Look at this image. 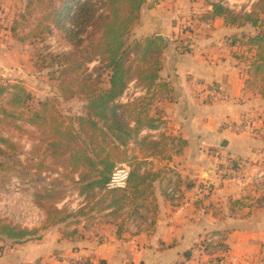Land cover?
Masks as SVG:
<instances>
[{
    "label": "crops",
    "instance_id": "0c3cea01",
    "mask_svg": "<svg viewBox=\"0 0 264 264\" xmlns=\"http://www.w3.org/2000/svg\"><path fill=\"white\" fill-rule=\"evenodd\" d=\"M210 11L204 1L146 0L130 32L131 39L160 36L164 44L159 79L170 97L164 100V119L182 148L173 170L185 180L178 181L185 199L202 183H209L210 191L182 206L166 197L167 181H153L147 193L126 197L113 213L92 210L78 223L43 230L38 229L46 214L34 198L26 205L2 200L0 219L38 232L20 243L0 240V264H175L208 234L219 236L224 251L196 257L194 264H264V188L255 192L250 181H218L214 170L223 159L232 165L241 160L247 172L264 168L262 132L225 128L264 111V91L248 94L252 69L241 65L233 55L236 44L230 45L232 37L253 35L255 28L204 17ZM210 87L227 100L208 103Z\"/></svg>",
    "mask_w": 264,
    "mask_h": 264
},
{
    "label": "trees",
    "instance_id": "16d2710c",
    "mask_svg": "<svg viewBox=\"0 0 264 264\" xmlns=\"http://www.w3.org/2000/svg\"><path fill=\"white\" fill-rule=\"evenodd\" d=\"M146 0H105L107 15H99L93 24V31L99 37L90 43L91 52L83 51L62 54L58 57L63 65L58 70V90L63 99H84V113L65 119L58 114L49 100L40 101L38 108L31 109L25 116L20 113L18 119L30 125L41 135L45 155L50 159V167L63 171L62 177L73 181L78 186L77 193L83 197L85 204L74 213L54 210L46 213L45 225L38 230L65 223H78L93 209L86 211L89 200L97 194L108 198V203L100 209L112 208V213L118 207L126 204L125 198L132 200L143 196L149 191L150 184L161 178L162 172L142 167L137 163L130 170L123 190L104 191L109 177L118 164L131 163L135 158L134 147L155 149L156 143L149 141L148 135L142 137V131H155L159 128V117L147 115L156 89L167 92L166 83L160 81L161 54L164 44L155 37L143 40L130 39L128 36L132 26L138 21L140 7ZM252 1V0H251ZM211 7L206 18H222L226 25L236 28L249 24L255 28L253 35L241 34L232 37L230 45L240 44L254 50L249 67L253 76L264 73V0H254L248 13L235 14L229 8L219 3H207ZM69 10L64 1L56 17H62ZM82 54L83 57H80ZM99 60L100 67L94 69L96 75L83 73L85 65L94 57ZM83 76L79 77L78 73ZM106 72L107 87H101V77ZM76 79L70 80L72 76ZM69 82V83H67ZM134 82L144 90V95L131 103L119 104L117 101L124 94L128 84ZM6 105L12 109H29L31 95L21 85L10 87ZM4 92L0 88V94ZM4 114L6 111H2ZM13 113L6 116L13 117ZM126 117L129 119L127 120ZM176 139L172 138V141ZM180 143L179 139H177ZM149 141V142H148ZM0 156L6 154L14 146L0 137ZM130 144L133 147L129 148ZM132 146V145H131ZM145 149V148H144ZM178 152V151H177ZM40 166L47 169L42 161ZM104 191V193H103ZM48 190L38 197L40 200L56 202L62 198V193ZM39 202V201H38ZM106 202V200H104ZM135 208V207H134ZM133 208V209H134ZM38 230H27L20 226L0 220V240L6 239L15 243L33 238ZM192 251L183 255V260L175 264H188Z\"/></svg>",
    "mask_w": 264,
    "mask_h": 264
},
{
    "label": "rangeland",
    "instance_id": "374dc122",
    "mask_svg": "<svg viewBox=\"0 0 264 264\" xmlns=\"http://www.w3.org/2000/svg\"><path fill=\"white\" fill-rule=\"evenodd\" d=\"M64 1L69 10L66 12L62 10L64 15L56 17ZM194 1L220 3L235 14L248 13L249 6L254 2V0L252 2L251 0ZM104 2L105 0H0V88L4 89V92L0 94V137L14 146L11 150H5L4 156H0V201L5 200L9 203L14 201L15 205H18V202L26 205L31 201L30 198H34L35 204L44 214H53L58 208L74 213L78 206L85 204V201L76 194L78 186L73 181L62 177V170L48 169L51 161L45 155L44 145L40 143V133L20 121L18 117L20 113L26 116L28 111L38 108V103L44 100L52 102L65 121L84 113L82 97L65 100L58 90L60 82L57 71H60L63 65L58 57L79 51L84 53L87 48V52H91L90 43L99 37L93 31V24L99 15L108 14ZM128 36L131 39L130 33ZM250 53L247 47L236 44L233 55L242 66L246 67V65L249 66L250 57L253 55ZM79 56L83 57L82 54ZM100 66L95 56L85 65L83 73H90L94 77L96 75L94 69ZM83 73L79 72V77H82ZM249 75L248 94L263 92L264 73L253 76L250 72ZM74 79L76 78L73 75L70 80ZM101 81V87L106 88V72L102 75ZM13 85H21L31 95L29 109L16 110L6 105L9 95L13 92L10 88ZM154 93L147 108V115L159 117L160 126L155 132L144 131L139 137L144 135L152 137L149 141L156 143L155 149L134 147L137 160L127 165L133 168L137 163H141L142 167L149 165L154 170L161 171V180L157 181L166 182L172 174L178 177V181L179 179L185 181L181 180L177 172L173 170L175 167L173 160L180 154L182 148L177 142V137L169 132L164 119V100L170 97L163 88L156 89ZM144 94L140 86L130 82L119 103L123 105L131 103ZM8 113H13V117L6 116ZM126 119L129 118L126 117ZM238 127L250 129L251 132L261 131L264 136V111L248 115L246 123H240ZM172 138L176 140L172 141ZM131 147L133 144H130L129 148ZM0 148L4 149L1 144ZM42 161L47 169L40 166ZM214 170L218 181H250L254 191L264 188V168L263 171L256 168L253 172H247L241 160L232 165V163H225L223 159L222 164H215ZM255 181L258 182L255 183ZM48 190L54 191L53 193H62V198L54 203L45 199L40 200L38 197H42L41 195L46 194ZM107 201L108 198L102 195L97 199L89 200L86 211L100 210L108 203Z\"/></svg>",
    "mask_w": 264,
    "mask_h": 264
},
{
    "label": "built area",
    "instance_id": "2783aa9c",
    "mask_svg": "<svg viewBox=\"0 0 264 264\" xmlns=\"http://www.w3.org/2000/svg\"><path fill=\"white\" fill-rule=\"evenodd\" d=\"M220 4V3H219ZM222 5V4H221ZM205 100L209 103H214V102H221L227 100V96H225L220 89L215 88V87H210L206 91V97ZM226 129L230 130H235L240 132L242 129L240 127H233L232 125H226ZM163 131V128H161ZM146 132V130H144ZM142 131V133L144 132ZM156 131V130H155ZM155 131H147V132H155ZM237 167L240 168L239 165ZM130 167L123 163V164H118L114 170L112 171L108 182L105 185V190L104 191H113V190H123L126 188V183L128 179V174H129ZM165 195L166 197L175 202L182 204V206H187L190 201L198 195H204L207 194L210 191V184L209 183H202L198 186L194 187V193L191 198L185 199L184 196V191L180 188L179 183H178V177L175 174H172L168 181L165 184ZM103 191V193H104ZM77 196L78 193L76 192ZM80 198L83 199V197L79 196ZM184 200V201H183ZM65 203V201H64ZM83 205H80L77 207L79 209ZM76 209V210H77ZM75 210V211H76ZM73 211V212H75ZM151 213H148V217L145 220L147 225H150L151 223ZM224 251V248L222 247V244L220 242V238L218 235L214 234H208L204 236L198 244L193 248L191 258L189 259L188 264H194L196 262V257H199L201 255H205L208 257H216L217 254H220L221 252ZM55 257V256H54ZM264 261V258H263ZM86 260H82V264H87Z\"/></svg>",
    "mask_w": 264,
    "mask_h": 264
},
{
    "label": "water",
    "instance_id": "95a60500",
    "mask_svg": "<svg viewBox=\"0 0 264 264\" xmlns=\"http://www.w3.org/2000/svg\"><path fill=\"white\" fill-rule=\"evenodd\" d=\"M156 38L160 41H162V38L160 36H156Z\"/></svg>",
    "mask_w": 264,
    "mask_h": 264
}]
</instances>
